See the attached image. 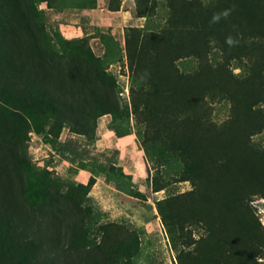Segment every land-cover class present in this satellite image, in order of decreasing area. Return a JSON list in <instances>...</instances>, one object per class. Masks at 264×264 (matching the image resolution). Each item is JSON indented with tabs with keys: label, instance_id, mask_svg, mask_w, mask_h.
<instances>
[{
	"label": "trees",
	"instance_id": "1",
	"mask_svg": "<svg viewBox=\"0 0 264 264\" xmlns=\"http://www.w3.org/2000/svg\"><path fill=\"white\" fill-rule=\"evenodd\" d=\"M53 1L0 0V264H60L62 252L88 246L97 247L106 264H131L139 249L135 233L100 226L96 246L88 236L92 215L57 222V228L52 217L40 222L60 194L37 175L24 145L29 132L57 136L65 126L90 136L103 114L123 121L131 115L149 159L178 168L167 179L156 170L152 191L171 182L190 184L154 202L179 264L254 263L264 230L251 200L264 199V151L252 148L249 136L264 129V0H164L161 28L127 27L128 103L118 97L115 77L105 71L104 56L92 52L88 35L65 39L55 33L57 47L52 45L37 3ZM133 1L143 15L154 0ZM113 3L108 10L119 9ZM223 9L231 14L211 22ZM230 36L238 43L229 45ZM113 39L100 38L104 53L116 45ZM186 57L197 65L182 72L176 62ZM221 100L228 102V114L217 122L212 108ZM113 131L117 137L130 133ZM93 182L90 176L83 187ZM84 191L74 194L78 208L89 203ZM192 229L202 234L194 239Z\"/></svg>",
	"mask_w": 264,
	"mask_h": 264
},
{
	"label": "rangeland",
	"instance_id": "2",
	"mask_svg": "<svg viewBox=\"0 0 264 264\" xmlns=\"http://www.w3.org/2000/svg\"><path fill=\"white\" fill-rule=\"evenodd\" d=\"M83 1L85 2L83 6L80 5V0H54L48 6L45 2H38L37 7L42 11V20L54 47H57L53 40L56 37L55 33L61 34L59 36L65 39L73 38L64 35L58 25L66 23L68 13L80 10L85 12L71 16L75 19L74 24L81 28V35L76 37L85 34L90 38H96V42L101 45L100 38L103 35L114 38L116 45L110 44L111 49L108 54L104 53L103 45L101 54L100 51L97 52L96 44L91 45L89 42V45L95 55L104 56L105 71L115 77L118 97L128 103L131 83L124 55L123 35L126 28L131 26L143 30L161 28L168 12L165 1H151L143 15L135 9L133 0H114L113 4L119 2L118 10L121 9L122 4L125 9H129L125 11V15H120L121 12L112 13L107 9L108 4L113 0ZM128 2H132L129 8ZM116 30L119 31L121 41L115 37ZM176 65L180 71L189 72L196 68L197 61L193 57H186L179 59ZM237 69L238 72H242L240 67H234L233 72L238 73ZM227 114L228 102L221 100L213 103L212 117L215 121L225 119ZM118 127L130 130L129 134L133 142L129 146L125 147L127 144H121L118 139L114 143V139L118 137L113 129ZM141 131L142 128L134 124L131 115L128 120L123 121L116 120L109 114H103L96 118L94 132L90 136L74 133L66 126L60 129L57 136L29 132L24 140L29 161L37 175L47 181L51 180L60 194L56 197L55 205L48 206L43 211L40 222L51 223L47 219L52 217L54 221L51 226L57 228V222L86 219L92 215L95 222L88 236L90 240L96 242V246L101 244L100 226L117 225L124 231L123 235L135 233L138 237L139 249L132 257L131 264H179L176 258L177 250L170 244L154 202L164 196L186 191L191 186L187 181L171 182L161 190L152 191L150 177L156 170L167 179L173 176L172 173L178 168L173 162L162 164L158 158L149 159L140 147ZM249 145L257 151H264V129L249 136ZM111 174L114 176L111 177ZM90 176L94 177L93 184L89 188L83 187L84 184L87 185ZM53 186L50 187L52 194L56 192ZM83 190L89 203H86L87 208L85 205L78 208L74 194ZM60 204L63 207H60ZM251 204L264 230V199L255 195ZM114 234L117 236V231L116 233L114 231ZM200 234H202L200 229H192L194 239ZM86 248L81 251L62 252L60 264H95L96 262L106 264L97 247ZM187 249L192 248L189 246ZM256 252L258 254L254 258L255 262L250 264H264V245Z\"/></svg>",
	"mask_w": 264,
	"mask_h": 264
},
{
	"label": "crops",
	"instance_id": "3",
	"mask_svg": "<svg viewBox=\"0 0 264 264\" xmlns=\"http://www.w3.org/2000/svg\"><path fill=\"white\" fill-rule=\"evenodd\" d=\"M132 2H128V8L131 6ZM125 11H129V9H125L123 7V4L121 5V9L118 10V11H111L112 13L114 12H121L120 15H125ZM85 10H80L79 12L75 11L73 13H68L67 14V17H68V20L66 21V23H60L58 26V28L61 30V32L64 34V35H67L68 37H76V36H79V34L81 33V28L79 25H75V19L74 18H71V16L73 15H81L82 13H84ZM106 12H108V10H106ZM117 32V35L115 34V37L118 41H121V37L119 36V31L116 30ZM113 32L115 33V28H113ZM121 33V32H120ZM81 35V34H80ZM121 35V34H120ZM96 38H93L91 37L89 39V42L90 44H96L95 48L97 49V52H99V54L102 53L103 51V47L100 43L96 42ZM93 47V46H92ZM118 139V142H120L121 144H127L125 147L129 146L132 142H133V138L131 136V134H128V135H124V136H121V137H118V138H115L114 139V143L115 141ZM117 146V145H116Z\"/></svg>",
	"mask_w": 264,
	"mask_h": 264
},
{
	"label": "clouds",
	"instance_id": "4",
	"mask_svg": "<svg viewBox=\"0 0 264 264\" xmlns=\"http://www.w3.org/2000/svg\"><path fill=\"white\" fill-rule=\"evenodd\" d=\"M231 11H232V9H223L220 12L213 13V15L211 17V22H213V23L218 22L221 20V18L226 19L231 14ZM227 43L229 45H232V44L238 43V41L233 40V38L230 36L227 38ZM238 71H239V69H237V72ZM146 77H147V74L145 73L141 76V79L142 80L146 79ZM188 250L191 251L192 249H188Z\"/></svg>",
	"mask_w": 264,
	"mask_h": 264
},
{
	"label": "built area",
	"instance_id": "5",
	"mask_svg": "<svg viewBox=\"0 0 264 264\" xmlns=\"http://www.w3.org/2000/svg\"><path fill=\"white\" fill-rule=\"evenodd\" d=\"M127 95V94H126Z\"/></svg>",
	"mask_w": 264,
	"mask_h": 264
}]
</instances>
